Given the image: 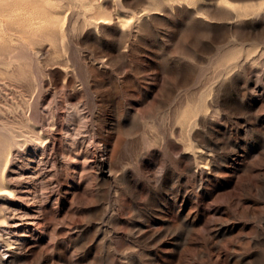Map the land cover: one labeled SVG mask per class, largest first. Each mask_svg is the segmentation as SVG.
I'll return each mask as SVG.
<instances>
[{
	"label": "rangeland",
	"instance_id": "374dc122",
	"mask_svg": "<svg viewBox=\"0 0 264 264\" xmlns=\"http://www.w3.org/2000/svg\"><path fill=\"white\" fill-rule=\"evenodd\" d=\"M227 3L0 0V264H264V3Z\"/></svg>",
	"mask_w": 264,
	"mask_h": 264
},
{
	"label": "bare ground",
	"instance_id": "6f19581e",
	"mask_svg": "<svg viewBox=\"0 0 264 264\" xmlns=\"http://www.w3.org/2000/svg\"><path fill=\"white\" fill-rule=\"evenodd\" d=\"M92 17L94 18V19H97L98 21H97V23H106L107 21H106V17H103V18H100V19H98V17H95L94 15H92ZM106 159H104V158H102V160H100V165H101V167L102 168H104L105 166H106V161H105ZM37 198H36V196L35 195H33L32 196V200L33 201H35ZM31 223V222H30Z\"/></svg>",
	"mask_w": 264,
	"mask_h": 264
},
{
	"label": "snow or ice",
	"instance_id": "6c2138e0",
	"mask_svg": "<svg viewBox=\"0 0 264 264\" xmlns=\"http://www.w3.org/2000/svg\"><path fill=\"white\" fill-rule=\"evenodd\" d=\"M221 3L225 4V6L228 8H233V5L227 3V0H221ZM261 3H264V0H261ZM128 23H131V21H128Z\"/></svg>",
	"mask_w": 264,
	"mask_h": 264
}]
</instances>
